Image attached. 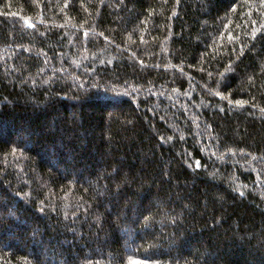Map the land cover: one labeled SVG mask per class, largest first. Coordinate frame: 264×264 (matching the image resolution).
I'll return each instance as SVG.
<instances>
[{"label": "trees", "instance_id": "16d2710c", "mask_svg": "<svg viewBox=\"0 0 264 264\" xmlns=\"http://www.w3.org/2000/svg\"><path fill=\"white\" fill-rule=\"evenodd\" d=\"M0 264H264V0H0Z\"/></svg>", "mask_w": 264, "mask_h": 264}, {"label": "rangeland", "instance_id": "374dc122", "mask_svg": "<svg viewBox=\"0 0 264 264\" xmlns=\"http://www.w3.org/2000/svg\"><path fill=\"white\" fill-rule=\"evenodd\" d=\"M100 251V250H99ZM101 252V251H100Z\"/></svg>", "mask_w": 264, "mask_h": 264}]
</instances>
